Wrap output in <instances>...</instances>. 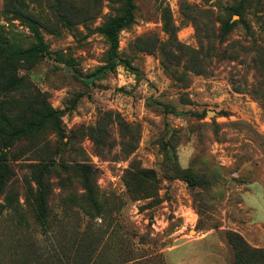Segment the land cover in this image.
<instances>
[{
  "label": "rangeland",
  "instance_id": "1",
  "mask_svg": "<svg viewBox=\"0 0 264 264\" xmlns=\"http://www.w3.org/2000/svg\"><path fill=\"white\" fill-rule=\"evenodd\" d=\"M124 2L0 0V37L32 52L0 111L39 95L62 131L7 150L0 264H232L229 232L264 249V4L242 22V0H134L115 67L91 78ZM74 164L95 171L92 202Z\"/></svg>",
  "mask_w": 264,
  "mask_h": 264
},
{
  "label": "trees",
  "instance_id": "2",
  "mask_svg": "<svg viewBox=\"0 0 264 264\" xmlns=\"http://www.w3.org/2000/svg\"><path fill=\"white\" fill-rule=\"evenodd\" d=\"M133 1L134 0H125L122 13L106 26L104 33L109 44L108 62L95 73L91 74V78L112 70L115 67L116 52L118 48V33L125 27L130 26L133 21ZM247 2H255L256 6L264 4V0H242L241 4L232 10V14L240 16L242 22L245 9L250 8ZM234 25L235 23L233 22L229 24L225 23L223 26L224 32L227 33ZM31 55L32 52L29 49H12L7 41L0 37V78L2 79H0V86L4 88L2 92L5 97H12L15 93L20 92L22 84L21 81L17 79L7 78L5 74L12 70L14 63L26 59ZM37 104L39 105L38 110L34 111L31 115L26 116V111L33 106H37ZM46 128L51 129L56 135L62 136L61 127L58 121V113L53 111L45 100L39 97V95L31 94L29 99L23 101L15 111H10L8 113H1L0 111V192L11 175V166L9 165V160L7 158V155L10 154L8 151L16 142L23 139L34 138L37 136L36 134ZM33 148L40 150L43 154L41 159L38 160L39 163L30 165L31 168L36 170L35 180L40 187L43 186L44 175L51 172L49 165L47 164L50 150L48 149L46 142H40L39 144L34 145ZM10 155L12 158H15L14 155ZM71 170L74 173H78L81 177L84 191L87 194L88 200L92 202L90 193L91 186L88 184V180L90 177L94 176L95 171L89 166L78 164L71 165ZM138 175L147 180H153V177L150 176L148 172H140ZM38 195L40 202H38L37 214L39 219L42 220V216L45 217V203L43 202V197L37 193V196ZM45 220L46 219L43 221L44 223H46ZM226 240L232 250V264H264V249L250 246L235 233H227Z\"/></svg>",
  "mask_w": 264,
  "mask_h": 264
}]
</instances>
